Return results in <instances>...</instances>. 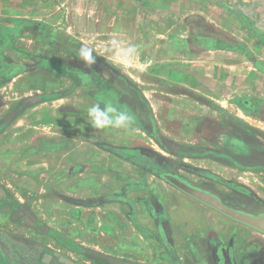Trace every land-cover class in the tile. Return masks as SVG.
<instances>
[{
	"label": "crops",
	"instance_id": "1",
	"mask_svg": "<svg viewBox=\"0 0 264 264\" xmlns=\"http://www.w3.org/2000/svg\"><path fill=\"white\" fill-rule=\"evenodd\" d=\"M197 2L71 0L53 25L0 0V264H264V234L159 175L213 166L264 207V0ZM97 103L133 124L94 129Z\"/></svg>",
	"mask_w": 264,
	"mask_h": 264
},
{
	"label": "rangeland",
	"instance_id": "2",
	"mask_svg": "<svg viewBox=\"0 0 264 264\" xmlns=\"http://www.w3.org/2000/svg\"><path fill=\"white\" fill-rule=\"evenodd\" d=\"M70 1L71 0H11L15 9L20 10L18 13H22L32 20H47L45 22H49V24L51 23L53 25L59 24V22L63 23L67 19L68 10L66 5H69ZM197 1L198 0H190V2H194V4L198 3ZM124 14V12L121 13V15ZM181 17L175 15V18L180 19ZM221 19L223 20L222 23L224 25L221 26L223 27V29H221L222 32L225 29L228 34H231V37H228V40L230 38L231 41L237 42L240 46V48H238L239 51H242L244 54L249 55L252 50L257 57L256 60H260L261 58L258 57V51L260 48L258 37H252L249 30H245L244 28L240 29L228 26L230 25V19L229 17L226 18L225 15H223ZM257 82L258 80L255 78L254 83L257 84ZM169 167L172 168V171H177L178 173L181 172L189 179L200 182L202 186L207 185L208 188L221 194L225 201L233 205V207H243L250 210H264V207L256 202L257 200H255V196L252 195L251 191L245 186L236 185V183H234L232 180L233 175L228 171H222L213 166H201L199 168L197 166H177V164H175L174 166Z\"/></svg>",
	"mask_w": 264,
	"mask_h": 264
},
{
	"label": "water",
	"instance_id": "3",
	"mask_svg": "<svg viewBox=\"0 0 264 264\" xmlns=\"http://www.w3.org/2000/svg\"><path fill=\"white\" fill-rule=\"evenodd\" d=\"M231 47L240 48L235 41L229 42ZM258 68L264 65L257 62ZM256 109L252 108V111ZM160 177L184 194L217 211L232 221L243 224L264 234V210H250L243 207H236L226 202L221 194L208 188L207 186L197 185L181 176L177 171L167 168L159 173ZM9 200L7 192L0 184V201Z\"/></svg>",
	"mask_w": 264,
	"mask_h": 264
},
{
	"label": "clouds",
	"instance_id": "4",
	"mask_svg": "<svg viewBox=\"0 0 264 264\" xmlns=\"http://www.w3.org/2000/svg\"><path fill=\"white\" fill-rule=\"evenodd\" d=\"M94 51L95 49L82 44L79 58L88 66H91L95 62V57L93 55ZM129 52H131V49L126 50L124 54L127 55ZM87 111L94 129H106L109 127L128 129L134 122L132 114L127 111L119 110L111 104H105V106L101 108V105L97 103L89 107Z\"/></svg>",
	"mask_w": 264,
	"mask_h": 264
},
{
	"label": "flooded vegetation",
	"instance_id": "5",
	"mask_svg": "<svg viewBox=\"0 0 264 264\" xmlns=\"http://www.w3.org/2000/svg\"><path fill=\"white\" fill-rule=\"evenodd\" d=\"M194 183V182H193ZM196 184V183H195ZM198 185V184H197Z\"/></svg>",
	"mask_w": 264,
	"mask_h": 264
}]
</instances>
